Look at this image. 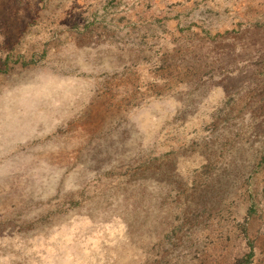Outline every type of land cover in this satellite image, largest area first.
I'll use <instances>...</instances> for the list:
<instances>
[{
    "label": "rangeland",
    "instance_id": "1",
    "mask_svg": "<svg viewBox=\"0 0 264 264\" xmlns=\"http://www.w3.org/2000/svg\"><path fill=\"white\" fill-rule=\"evenodd\" d=\"M250 248L264 264V0H0V264Z\"/></svg>",
    "mask_w": 264,
    "mask_h": 264
},
{
    "label": "trees",
    "instance_id": "2",
    "mask_svg": "<svg viewBox=\"0 0 264 264\" xmlns=\"http://www.w3.org/2000/svg\"><path fill=\"white\" fill-rule=\"evenodd\" d=\"M249 247H251V243H249ZM251 249H252V248H250V249H249L250 251H248L243 257L238 258V259L236 260L235 264H247L248 261H249V258H250V256H251V254H252Z\"/></svg>",
    "mask_w": 264,
    "mask_h": 264
}]
</instances>
